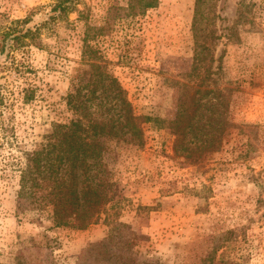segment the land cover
<instances>
[{
  "label": "rangeland",
  "instance_id": "1",
  "mask_svg": "<svg viewBox=\"0 0 264 264\" xmlns=\"http://www.w3.org/2000/svg\"><path fill=\"white\" fill-rule=\"evenodd\" d=\"M53 2L0 0V47L11 29L40 27V46L0 53V264H124L117 250L120 238L129 239L126 230L101 221L54 226L49 208H31L17 195L23 152L39 146L53 121L68 117L64 96L84 22L103 24L109 4L126 5L77 0L78 11L51 20ZM244 2L247 10L241 0H211L207 12L214 61L200 86L212 92L202 101L226 88L232 122L217 149L190 164L174 152L170 129L149 122L142 143L122 144L109 163L120 228L136 234L131 249L122 248L133 264H211L212 256L214 264H264V0ZM193 10L194 0H159L96 39L136 112L174 118L177 88L191 83ZM16 64L28 66L25 75L39 84L30 103L13 100Z\"/></svg>",
  "mask_w": 264,
  "mask_h": 264
},
{
  "label": "trees",
  "instance_id": "2",
  "mask_svg": "<svg viewBox=\"0 0 264 264\" xmlns=\"http://www.w3.org/2000/svg\"><path fill=\"white\" fill-rule=\"evenodd\" d=\"M158 1L126 0L125 6L109 4L103 24L84 22L78 66L69 74V88L64 96L68 117L65 121L51 123L39 146L23 152L24 162L18 168V197L31 208H49L54 226L85 228L101 221L111 230L130 233L129 239H119L122 245L117 253L119 259H125L124 264L134 262L129 255L123 257L122 252L125 246L129 249L136 234L131 228H120L123 226L119 220L121 200L116 196L115 183L108 168L109 163L116 160L119 147L141 144L144 125L153 122L159 127H168L174 136V152L183 155L190 164H196L203 152L217 149L225 129L232 125L226 117V88L214 90L213 97L202 101L212 92L209 88L200 89L203 81L210 80L213 73L210 64L214 57L207 23L211 0H194L191 21L193 57L188 73L191 83L182 82L177 88L174 118L162 120L136 112L127 90L107 67L96 39L114 24L142 16L146 10L156 7ZM77 3V0H54L47 16L51 20L61 19L71 11H78ZM240 5L242 10H247L244 0ZM238 14L242 17V11ZM21 22L25 24L26 20ZM27 44L40 46V27L11 29L0 53L10 54ZM15 69L13 100L30 103L36 98L39 84L25 75L30 69L28 66L21 70L16 64ZM4 97L0 93V104ZM105 240L101 239L95 246L105 244ZM211 261L214 264L213 256Z\"/></svg>",
  "mask_w": 264,
  "mask_h": 264
}]
</instances>
